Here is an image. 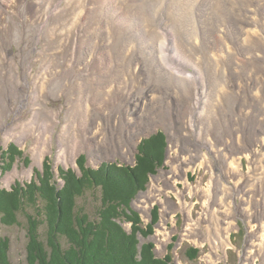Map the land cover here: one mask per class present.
<instances>
[{"label":"rangeland","instance_id":"rangeland-1","mask_svg":"<svg viewBox=\"0 0 264 264\" xmlns=\"http://www.w3.org/2000/svg\"><path fill=\"white\" fill-rule=\"evenodd\" d=\"M110 1L0 0V147L23 153L0 187L29 182L45 158L56 176L79 155L92 168L132 164L161 131L163 165L131 202L143 227L157 207L140 242L173 264H264V0H138L155 4L136 23ZM17 218L0 238L24 264Z\"/></svg>","mask_w":264,"mask_h":264},{"label":"trees","instance_id":"trees-1","mask_svg":"<svg viewBox=\"0 0 264 264\" xmlns=\"http://www.w3.org/2000/svg\"><path fill=\"white\" fill-rule=\"evenodd\" d=\"M166 146L165 134L156 131L139 141L132 164L102 162L92 168L79 155L77 171L58 168L57 176L45 158L29 182L0 187V224L20 226L18 214L25 220L24 264H173L168 254L157 257L153 244L139 239L153 233L157 207L144 227L131 207L149 176L163 165ZM22 155L14 143L0 147V177ZM23 161L29 163L25 157ZM88 193L96 201L91 212L85 203ZM9 244L7 237L0 238V264H11ZM185 254L193 260L197 249L190 247Z\"/></svg>","mask_w":264,"mask_h":264},{"label":"bare ground","instance_id":"bare-ground-1","mask_svg":"<svg viewBox=\"0 0 264 264\" xmlns=\"http://www.w3.org/2000/svg\"><path fill=\"white\" fill-rule=\"evenodd\" d=\"M77 1V0H76ZM105 1V0H104ZM107 1V0H106ZM123 1H127V3H126V5H123ZM141 1V0H140ZM146 1H148V0H146ZM146 1L144 2V0H143V2L144 3H146ZM171 1H173V0H170V2ZM177 1V0H176ZM181 2L182 1H184V2H186L187 1V3H186V7L188 6V5H190V4H192L193 3V1L194 0H180ZM149 2V1H148ZM147 2V3H148ZM154 2H156V0H154ZM153 2V3H154ZM169 2V3H170ZM174 2H175V0H174ZM179 2V1H178ZM181 2H180V4H181ZM183 2V5H185V3ZM204 2H205V0H202V2L200 3V5L199 6H197V10H203V8H204ZM260 2V1H259ZM79 3H80V1H79ZM138 3V0H137V2L135 1V0H111L110 2H108L107 4V9L109 10V11H111V12H118L119 10H120V7H125V8H123L124 9V11H123V14H124V16L125 17H129V18H131L133 21H134V23H136L135 21H136V19H137V21H138V16L141 14V13H146V11H149L150 9H151V7H152V4L150 5V6H147V5H139V4H137ZM151 3V2H150ZM149 3V4H150ZM258 3V2H257ZM81 4H83V3H81ZM106 4V3H105ZM155 4V3H154ZM79 5V4H78ZM174 5V4H173ZM176 5H178V4H175V6ZM182 5V4H181ZM180 5V6H181ZM146 6V7H145ZM168 6V5H167ZM169 6H172V5H169ZM174 6V7H175ZM81 7V6H80ZM150 7V8H149ZM174 7H172V8H174ZM121 8V9H122ZM169 8V7H168ZM171 8V11L173 10ZM182 8H184L183 6H182ZM188 8V7H187ZM186 8V9H187ZM146 9V10H145ZM178 9L179 10H182L181 8H179L178 7ZM185 9V10H186ZM190 9V8H189ZM252 9V8H251ZM59 10V9H58ZM176 10V9H175ZM184 10V9H183ZM108 11V12H109ZM171 11H170V13L169 14H171ZM125 12V13H124ZM182 12V11H181ZM58 13V12H57ZM173 13V12H172ZM177 13H178V11H177ZM185 13V12H184ZM187 13H188V11H187ZM186 13V14H187ZM175 14V15H174ZM173 15L174 16H177L176 15V12L174 13ZM178 14H181L180 12L178 13ZM172 15V16H173ZM189 15H191V14H189ZM188 15V16H189ZM196 15H198V16H201V14L199 13V12H196ZM80 16V15H79ZM186 16V15H185ZM123 17V16H122ZM191 18V20H192V16H190ZM70 18V17H69ZM180 18V17H179ZM197 18H200V17H197ZM66 19V18H65ZM68 20V19H67ZM187 21V20H186ZM188 22V21H187ZM192 22V21H191ZM189 23V22H188ZM64 24V23H63ZM62 24V25H63ZM73 24V23H72ZM138 24V23H137ZM60 25V24H59ZM169 25V24H168ZM171 25H173V24H171ZM55 26V25H54ZM136 26V25H135ZM138 26V25H137ZM165 26V25H164ZM170 27V26H169ZM188 27V26H187ZM61 28H62V26H61ZM140 28V27H139ZM263 29V28H262ZM98 30H100V29H98ZM160 30H161V28H160ZM187 30V29H186ZM185 30V31H186ZM190 30V29H189ZM259 30V29H258ZM156 32V31H155ZM61 33V32H60ZM160 33V32H159ZM261 33V32H260ZM154 34V33H153ZM129 35V34H128ZM176 35V34H175ZM174 35V36H175ZM134 36V35H133ZM173 36V37H174ZM132 37V36H131ZM172 37V38H173ZM212 37V36H211ZM129 38V37H128ZM149 38H152V37H149ZM176 38H177V36H176ZM176 38H175V40H176ZM146 39H148V38H146ZM241 39V38H240ZM130 40V39H129ZM152 40V39H151ZM163 40V39H162ZM164 41V40H163ZM124 42V41H123ZM149 42H150V40H149ZM148 42V43H149ZM167 42V41H166ZM173 42V41H172ZM176 42V41H175ZM174 42V43H175ZM155 43V42H154ZM245 43V42H244ZM116 44V43H115ZM135 44V43H134ZM117 45V44H116ZM128 46V45H127ZM179 46V45H178ZM122 47V46H121ZM177 47V46H176ZM167 48V47H166ZM172 48V47H171ZM179 48H180V46H179ZM253 48V47H252ZM178 49V48H177ZM115 52V51H114ZM179 52V51H178ZM110 53V52H109ZM183 53V52H182ZM116 54V53H115ZM179 54H181V53H179ZM123 55V54H122ZM177 55V54H176ZM207 55V54H206ZM209 55V54H208ZM178 56V55H177ZM188 57V56H187ZM230 58V57H229ZM211 59V58H210ZM225 59V58H224ZM233 59V58H232ZM229 61V60H228ZM216 62V61H215ZM168 63V62H167ZM169 64V63H168ZM197 64V63H196ZM171 65V64H170ZM170 65H168V66H170ZM173 66V65H172ZM174 70H175V68H174ZM210 70V69H209ZM241 70V69H240ZM176 72H177V74L178 73H180V70H176ZM182 74V76H183V74L184 73H181ZM216 74V73H215ZM218 74H219V72H218ZM185 75V74H184ZM187 75H188V77H190L191 78V76H190V74H188L187 73ZM181 76V77H182ZM221 76V75H220ZM222 77V76H221ZM186 78V77H185ZM40 86V85H39ZM218 86V85H217ZM94 94V93H93ZM98 94V93H97ZM100 94V93H99ZM103 95V94H102ZM93 96H95V94L93 95ZM39 97V96H38ZM208 101V100H207ZM204 103H205V101H204ZM208 103V102H207ZM207 106H208V104H207ZM209 109V108H208ZM202 110H205V109H202ZM86 112V111H85ZM84 113V112H83Z\"/></svg>","mask_w":264,"mask_h":264}]
</instances>
